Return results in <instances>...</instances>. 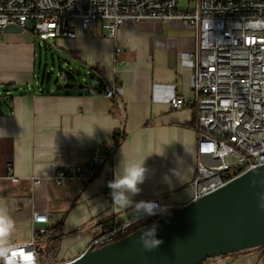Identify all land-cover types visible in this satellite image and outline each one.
I'll use <instances>...</instances> for the list:
<instances>
[{"label": "crops", "instance_id": "obj_1", "mask_svg": "<svg viewBox=\"0 0 264 264\" xmlns=\"http://www.w3.org/2000/svg\"><path fill=\"white\" fill-rule=\"evenodd\" d=\"M93 33L45 43L31 29L7 27L0 33V204L7 205L15 224L8 242H28L36 228L62 221L65 236L57 263L85 252L100 234V223L145 221L137 219L133 207L121 210L112 204L107 185L123 161L145 160L146 178L134 202L154 197L181 207L194 195L195 108L168 105L175 95L189 98L195 69L188 53L197 45L192 29L178 20H145L120 27L113 37L100 25ZM47 46L70 69L84 73L82 82L98 92H55L68 81L60 68L58 82H52L54 70L43 66L40 56ZM116 48L122 51L116 54ZM104 85L116 87L118 95L106 99ZM114 131L124 140L95 178L82 188L56 185V169L84 166L97 150L112 149ZM33 213L46 214L47 222L33 223ZM203 264H264V256L253 249Z\"/></svg>", "mask_w": 264, "mask_h": 264}, {"label": "built area", "instance_id": "obj_2", "mask_svg": "<svg viewBox=\"0 0 264 264\" xmlns=\"http://www.w3.org/2000/svg\"><path fill=\"white\" fill-rule=\"evenodd\" d=\"M190 10L179 11L178 0H0V33L7 27L31 29L41 43L92 36L97 25L113 37L120 27L141 21L183 22L195 33L197 45L188 53L195 72L189 98L175 95L171 110L192 106L197 113L195 174L192 201L219 189L235 177L264 165V28L248 27L249 20H264V0H189ZM122 50L115 49L119 54ZM118 89L103 86L106 99ZM122 110L123 105L119 102ZM114 150H97L84 166L56 169V185L84 187L110 162ZM16 181V179H11ZM35 184L40 178L34 177ZM161 206L158 214L178 209L150 197ZM152 217V216H151ZM149 217L143 218L147 220ZM48 216L33 213L32 222L45 224ZM100 234L87 249H99L134 232V225H98ZM45 232L33 231L30 241L9 244L15 264L41 262L36 241ZM30 254V255H29ZM0 264H5L0 259Z\"/></svg>", "mask_w": 264, "mask_h": 264}, {"label": "water", "instance_id": "obj_3", "mask_svg": "<svg viewBox=\"0 0 264 264\" xmlns=\"http://www.w3.org/2000/svg\"><path fill=\"white\" fill-rule=\"evenodd\" d=\"M262 181L264 165L246 171L112 244L87 249L67 264H201L262 247L264 210L259 207L264 197ZM153 224L158 225L156 238L163 243L149 252L139 241L145 228Z\"/></svg>", "mask_w": 264, "mask_h": 264}, {"label": "clouds", "instance_id": "obj_4", "mask_svg": "<svg viewBox=\"0 0 264 264\" xmlns=\"http://www.w3.org/2000/svg\"><path fill=\"white\" fill-rule=\"evenodd\" d=\"M248 27L253 29L264 28V20H249ZM144 161L122 162L120 170L115 174L114 179L108 183L111 190L112 204L121 210L133 207L137 214V219L157 215L161 211V206L152 201L134 202L132 197L140 194L142 185L146 178L147 169ZM264 183V181H262ZM255 184V181H253ZM259 207L264 210V197H261ZM15 227L12 217L6 204H0V259L5 264H15V250L9 245L8 238ZM157 224L145 228L140 237V243L146 251H153L158 248L163 241L156 238ZM30 255V254H29Z\"/></svg>", "mask_w": 264, "mask_h": 264}, {"label": "trees", "instance_id": "obj_5", "mask_svg": "<svg viewBox=\"0 0 264 264\" xmlns=\"http://www.w3.org/2000/svg\"><path fill=\"white\" fill-rule=\"evenodd\" d=\"M96 70V69H94ZM98 71V70H97ZM63 72V71H61ZM99 74L103 77V74L99 72ZM66 75V81H68V84H64L62 86L57 87L55 92H63L67 91L65 93V96H80L81 94L85 93L86 95H95L98 90L91 88L88 84H77L73 76L69 73H65ZM77 75H81L79 72H77ZM62 77V76H61ZM58 80L55 82L57 83ZM75 92H79L76 94ZM58 96V95H57ZM191 108H194L192 106H189ZM195 116H196V124H197V113L195 110ZM124 140V136H119V133L117 131H114L112 134V142L113 146L112 149L115 150L117 146L121 144V142ZM165 214H157L155 216L149 217L147 220H145L143 223L137 225L134 227V231L138 230L141 227H144L161 217H163ZM65 236L64 234V229H63V222L60 221L59 223L55 224L54 226L48 228L45 230V232L40 235L38 240L36 241V251L38 258L41 262H57V255L59 252V249L61 247V242L63 237ZM257 252L260 253L261 256H264V246L256 248L255 249ZM247 251L241 252V254H245ZM239 255V253L232 254V255H225L226 256H233L236 257ZM207 260L203 261L201 264L206 262Z\"/></svg>", "mask_w": 264, "mask_h": 264}, {"label": "rangeland", "instance_id": "obj_6", "mask_svg": "<svg viewBox=\"0 0 264 264\" xmlns=\"http://www.w3.org/2000/svg\"><path fill=\"white\" fill-rule=\"evenodd\" d=\"M194 6V2H191L189 0H178V10L179 11H186V10H190L192 9ZM194 33V32H193ZM194 37H195V33H194ZM49 45V44H47ZM41 59H42V64L43 66L46 65L47 68L50 70V72L52 70V82L55 83L58 80V72L61 70L64 73H69L73 76V78L75 79V81H77V84H84V82H82V79L84 78V73H80L81 75H77V71L74 69H70L69 65L66 63V61H60L57 52L55 51V49L50 48L49 46H47L46 50L42 49L41 52Z\"/></svg>", "mask_w": 264, "mask_h": 264}]
</instances>
